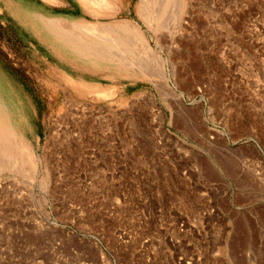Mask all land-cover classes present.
<instances>
[{"label":"rangeland","instance_id":"obj_1","mask_svg":"<svg viewBox=\"0 0 264 264\" xmlns=\"http://www.w3.org/2000/svg\"><path fill=\"white\" fill-rule=\"evenodd\" d=\"M177 1L0 0V264H264V0ZM34 14L152 66L82 68Z\"/></svg>","mask_w":264,"mask_h":264},{"label":"bare ground","instance_id":"obj_2","mask_svg":"<svg viewBox=\"0 0 264 264\" xmlns=\"http://www.w3.org/2000/svg\"><path fill=\"white\" fill-rule=\"evenodd\" d=\"M178 1H180V0H178ZM166 2H167V0H140V7H141L140 9L141 10H142V8L148 9L150 11V13H153L155 8H156V12H157V10L158 11L160 10V12H161V10H163ZM157 5H159V6L156 7ZM166 9H168V8H166ZM145 13L146 12L144 11V14ZM145 16H146V14H145ZM149 17H151V15ZM152 19H153V17H152ZM29 20H30V24L33 26H36V28H41L44 26L48 27L50 29V31H49L50 34H52L51 36L54 39H56V41L59 44H61V46L63 47V48L61 47L62 49H64L63 54L69 56V57H65V58L72 60L71 52L73 51L72 52L73 54L75 53L76 55H78V61L79 62L78 63L75 62V63H77V65L80 64V67H82V68H88L89 67V68H92L94 70L109 71L112 74H125V73H131L130 71H138V70L140 71L141 69H142V73H146L147 69H149L152 66L150 62L145 60L146 59L145 55L141 53V51H143V49H142L143 47L139 46L140 45L139 39L133 38V34L126 32L125 29L133 27L132 25H129L128 23L127 24H119L118 26H114L113 24L109 25L106 23L99 24V23H88L86 21H83V22L75 21L71 24V26H73V29L81 32L80 34H78V33L75 34L74 32H72V31L66 29L64 26H62L60 24L61 23L60 20H58L56 18H48V17H45L44 15L34 14V15H31ZM49 35L48 36L46 35V37H50ZM82 35L86 36V38L85 39L82 38L81 37ZM114 36H116V37L114 38ZM83 43L85 44V46H83ZM109 43H112V47H111L112 50L110 51V53H114V54H110L108 56L109 59H104L105 56H107V54L109 52L106 51L105 49H101V48H100V50L97 49V51L101 52V53L97 54L98 57H96V60H93L89 55L83 53L86 51V49L88 47L95 48L97 46L98 47L102 46L104 48V46L106 45V47H107V44H109ZM143 46H147V45H143ZM114 47H115V49H114ZM144 50H146V49H144ZM115 53L119 57H115V56H117V55H115ZM103 59L104 60H110L111 62L105 63V62H103L104 61ZM100 61L103 63H101ZM80 67L77 66V68H80ZM5 125H3L0 122V143H1V145H2L1 141H3L4 139H8L10 141L9 142V144H10L12 142L11 140H13L12 138L15 135L11 131L10 127L8 126V123ZM8 156L9 157H7V159L5 158V156H2V157H4V159L2 158L0 160L3 163H7V162L12 161L11 160L12 154L10 153V155H8ZM17 160H18V157H17ZM224 161H226V160H224ZM223 163H225V162H223ZM228 163H230V162L228 161ZM1 167H2V165H1ZM11 169H14V168H11ZM15 172H17V171H15Z\"/></svg>","mask_w":264,"mask_h":264},{"label":"crops","instance_id":"obj_3","mask_svg":"<svg viewBox=\"0 0 264 264\" xmlns=\"http://www.w3.org/2000/svg\"><path fill=\"white\" fill-rule=\"evenodd\" d=\"M42 1H43V4L46 5V7H44L45 10L46 9L49 10L50 7H53L52 8L53 10L59 9L61 11H67V12L73 10V4L66 2V0H58V2L57 1L56 2L51 1V0H42ZM74 4L78 5L77 0H74ZM82 18H84V17H82ZM96 72H99L101 74H108L107 72H109V71L96 70ZM112 75H113V77H117L121 74H112Z\"/></svg>","mask_w":264,"mask_h":264},{"label":"trees","instance_id":"obj_4","mask_svg":"<svg viewBox=\"0 0 264 264\" xmlns=\"http://www.w3.org/2000/svg\"><path fill=\"white\" fill-rule=\"evenodd\" d=\"M29 1L33 2V5L37 10H41L42 9L41 6L44 5L42 0H29Z\"/></svg>","mask_w":264,"mask_h":264}]
</instances>
